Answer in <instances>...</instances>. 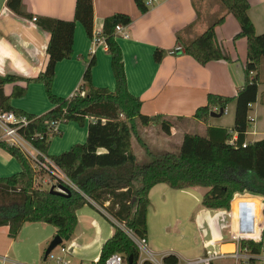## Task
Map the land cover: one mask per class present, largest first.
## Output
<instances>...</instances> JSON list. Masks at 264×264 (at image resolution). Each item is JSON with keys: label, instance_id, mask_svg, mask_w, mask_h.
Masks as SVG:
<instances>
[{"label": "trees", "instance_id": "trees-1", "mask_svg": "<svg viewBox=\"0 0 264 264\" xmlns=\"http://www.w3.org/2000/svg\"><path fill=\"white\" fill-rule=\"evenodd\" d=\"M141 14L149 11L147 0H134ZM223 13L214 17L209 27L199 36L179 42L187 56L200 65L212 61L230 59L216 40V27L227 15H232L240 25L235 40H247V64L245 83L234 97L208 95V102L200 107L194 118L208 123L211 113H224L235 103V122L232 130L208 128L206 136L185 134L179 153H167L147 165H140L132 149L133 138L142 142L138 128L160 124L169 134L172 122L157 115L149 117L141 112L142 101L132 95L128 88L123 54L115 29L117 25L129 26L132 18L117 13L105 20L101 35L105 39L107 52L112 59V70L116 80L114 92L96 88L92 82L93 59L87 66L83 83L69 98L59 97L53 91L55 68L58 62L73 56L75 25L82 23L89 38L93 32V0H77L73 21L47 17H36L37 25L50 33L47 69L36 78L18 75H0V112L26 115L27 127L22 136L39 152L48 157L78 188L71 196L50 193L38 176L49 172H38L30 158L21 149L0 142V150L15 158L21 171L9 177H0V228L8 227V235L16 239L26 224H49L57 228L56 236L65 238L75 233L78 225L77 212L86 205H98L105 214L133 230L139 237L148 238V213L151 206L150 191L159 184L171 189L205 188L209 191L202 198V206L209 210H230L233 197L238 193H250L264 198V140L248 143L244 148L246 133L250 126V106L256 103L259 92L258 73L264 62V34L258 35L249 17V0H217ZM7 7L19 16L31 15L23 12V0H7ZM166 52L157 49L154 59L161 63ZM43 84L49 101L55 109L43 115H34L12 106L14 99L26 97L30 84ZM13 85L10 95L5 87ZM53 122L77 123L87 127L88 137L84 144H76L69 151L57 156L49 155L52 139L62 135L54 132ZM237 134L235 144L230 142ZM103 151V152H102ZM93 201V203L91 202ZM113 223V222H112ZM115 232L101 251L98 262L106 264L116 253L135 262L138 250L125 231L113 223ZM243 250L261 253L263 242L243 241ZM174 254L164 259L165 264H176Z\"/></svg>", "mask_w": 264, "mask_h": 264}, {"label": "crops", "instance_id": "crops-1", "mask_svg": "<svg viewBox=\"0 0 264 264\" xmlns=\"http://www.w3.org/2000/svg\"><path fill=\"white\" fill-rule=\"evenodd\" d=\"M249 2V17L256 33L262 35L264 0ZM76 4L77 0H23V12L31 17L73 21ZM117 13L132 18V23L124 26L129 37H117L123 54L130 93L141 99V112L144 115L149 117L160 115L173 124L169 134L162 130L160 124L138 128L139 136L145 144L143 146L138 142V138H133L132 149L138 163L147 165L161 155L172 153L168 152L172 151L171 147L179 151L185 134H194L191 132L194 127L198 132L195 135L199 136H206L210 127L232 130L235 122V103H231L221 117L210 116L208 123L198 121L194 115L200 107L207 104L208 95L234 97L245 83L247 40L234 39L240 32V25L235 17L227 15L225 21L216 27L217 43L230 60L200 65L185 54L178 37L190 41L201 35L209 27L212 19L223 13L217 0H159L149 7L146 14L140 13L134 0H93L92 35L101 33L105 20ZM50 39V33L41 29L32 18L15 14L7 7V0H0L1 76L36 78L44 72L49 63L47 49ZM178 47L182 50L178 51ZM157 49L166 52L161 63L154 59ZM93 59L96 61L92 69L93 85L114 92L116 80L106 45L94 44L82 23L77 22L73 56L58 62L55 68L54 93L64 98L73 96L82 85L85 70ZM258 76L259 92L256 103L250 106L251 122L246 133L247 144L264 140V62ZM12 90L13 85H7L6 95H10ZM12 106L38 116L56 107L49 101L44 85L38 83L30 84L26 97L14 99ZM225 116H230V124L223 123ZM60 130L62 135L52 139L48 152L51 156L60 155L74 145L87 141V127L81 128L77 123L70 122L62 124ZM232 140H237L236 133L233 134ZM20 171L21 166L17 160L0 150V177H9ZM208 191L209 189L205 188L174 190L166 184L156 185L149 194L151 200L148 213L149 230L152 215L164 217L171 214L173 217L170 221L160 220L159 223L164 228L167 225H170V229L177 228V224L173 223L178 219L190 217V211H194L192 204L186 202L185 197H193L192 193H199L197 204L200 207L202 198ZM93 205H86L77 212V228L67 241L69 244L65 245L70 249L69 258L73 264L85 263V259L90 264L98 262L104 243L115 232L113 225H109L113 219L98 205L94 203ZM235 216L236 210L233 211V217ZM28 226L23 227L16 239L9 237L8 227L0 228V264H45L46 246L50 244L52 237H55L57 228L56 233H52L50 230L44 231L45 229L39 226ZM228 239L217 245L219 246L217 252L234 251L235 245ZM32 252L38 254L30 257ZM168 253L182 259L180 253L165 250L164 254Z\"/></svg>", "mask_w": 264, "mask_h": 264}, {"label": "built area", "instance_id": "built-area-1", "mask_svg": "<svg viewBox=\"0 0 264 264\" xmlns=\"http://www.w3.org/2000/svg\"><path fill=\"white\" fill-rule=\"evenodd\" d=\"M159 0H147V6L151 7ZM33 22L37 21V18L32 19ZM115 36L128 38L129 35L125 31L123 25H117L115 29ZM92 42L96 45H106L105 39L101 33H94L91 38ZM178 51L182 50L181 47L177 48ZM29 119L26 115H16L14 112H0V142H4L12 147L21 149L32 161L34 168L38 172H49L54 179H51L47 174H44L49 178L48 181L43 180L42 183L45 185H64L70 190L78 191V188L66 177V175L44 154L35 149L21 134V130L27 127ZM54 132L61 131L62 123L53 122L51 124ZM231 144H235L232 140ZM247 143L243 144L245 148ZM39 183V178H38ZM42 184V185H43ZM52 186V187H53ZM236 210V216L233 217V211ZM230 219V236L229 241L234 243L235 249L229 253H219L216 251H210V247H215L222 241L205 242L204 249L205 253L197 259L186 260L178 257L176 264H212L215 260L222 257H230L237 261L243 260L250 264H264V247L259 254H253L250 250H243L241 243L243 241H253L256 243L263 242L264 234V198L258 195H250L246 193H238L233 197L231 207L228 212ZM119 227H121L130 240L134 243L138 250L137 261L133 259V264H165L164 259L173 254H164L161 260L157 259V254L149 246L148 238L139 237L133 230L126 228L113 220ZM61 251L65 254L70 253V249L65 245L61 244ZM58 246V247H59ZM57 248V247H56ZM54 251V250H53ZM51 252L47 257L46 261L48 264H73L72 261L66 255H55ZM175 255V254H174ZM85 264V263H81ZM106 264H129L128 258L120 253L111 255Z\"/></svg>", "mask_w": 264, "mask_h": 264}, {"label": "rangeland", "instance_id": "rangeland-1", "mask_svg": "<svg viewBox=\"0 0 264 264\" xmlns=\"http://www.w3.org/2000/svg\"><path fill=\"white\" fill-rule=\"evenodd\" d=\"M230 116H225L223 119V123L230 124ZM194 127L191 131L194 134H197V130ZM172 153H178L179 151L173 149L171 147ZM148 164V163H147ZM39 182L42 183V180L48 181L49 178L47 176H38ZM43 184V183H42ZM53 185H45L43 187L45 189L50 190ZM205 191V190H202ZM199 194V193H198ZM198 194L192 193V196H186V202L192 204V208L194 211L191 212V216L184 217V219H178L173 223L177 228L170 229L167 225L165 228L160 225V220L170 221L173 216L171 214H167L164 217H155L151 216L150 230L148 228V242L151 249L154 253L157 254V259L161 260V257L164 255L165 250H173L182 255L183 261L186 260H194L202 256L205 251L203 248L204 242H210L212 240L222 239L227 240L230 236V219L228 216V209L222 210H208L204 208L202 205L199 207L197 204ZM112 221V220H111ZM115 223L114 221H112ZM181 223L180 225L178 224ZM29 225V226H28ZM109 225H113L112 223ZM116 226H119L115 223ZM172 225V224H171ZM28 227H36L39 226L41 229L50 230L52 233H56V229L54 226L49 224H26ZM6 228V227H5ZM114 228V225H113ZM115 229V228H114ZM37 234V232H36ZM56 237V235H55ZM52 237V240L55 238ZM51 243V242H50ZM69 242L64 241L63 245H68ZM50 245V244H49ZM46 246V249L49 247ZM264 245V238H263ZM67 247V246H66ZM68 248V247H67ZM45 251V250H44ZM43 251V252H44ZM210 251H219V246L210 247ZM54 254L66 255L69 258V254H65L61 251V246L54 249ZM27 255L29 253L25 252ZM36 252H32L30 257L35 256ZM38 254V253H37ZM36 254V255H37ZM43 254V253H42ZM42 257V255H41ZM43 259V258H42ZM70 259V258H69ZM71 260V259H70ZM46 264V259H44ZM85 264H90L88 260L85 259ZM212 264H250L243 260L237 261L230 257H222L215 260ZM259 264V263H256Z\"/></svg>", "mask_w": 264, "mask_h": 264}, {"label": "water", "instance_id": "water-1", "mask_svg": "<svg viewBox=\"0 0 264 264\" xmlns=\"http://www.w3.org/2000/svg\"><path fill=\"white\" fill-rule=\"evenodd\" d=\"M224 114V110L222 109L220 113H211V117L219 118ZM50 193L55 194V195H60V196H71L72 191L65 187L64 185H58V186H53L50 189ZM71 236H67L65 238H62L60 236H56L50 243L49 247L46 250V257L59 245H61L64 241H69ZM129 264H133V256H130L128 258Z\"/></svg>", "mask_w": 264, "mask_h": 264}]
</instances>
